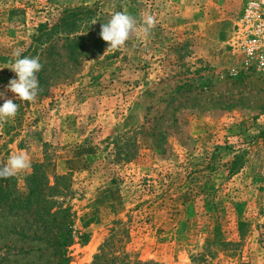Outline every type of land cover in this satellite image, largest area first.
I'll return each instance as SVG.
<instances>
[{
    "label": "rangeland",
    "instance_id": "1",
    "mask_svg": "<svg viewBox=\"0 0 264 264\" xmlns=\"http://www.w3.org/2000/svg\"><path fill=\"white\" fill-rule=\"evenodd\" d=\"M248 1L0 0V106L19 105L0 125V167L29 157L8 178L22 193L36 166L52 185L62 177L67 264H264V71L229 46ZM73 6L101 15L78 61L61 36L28 49ZM115 12L156 25L106 51ZM17 51L44 68L32 102L7 90ZM56 263L33 216L0 208V264Z\"/></svg>",
    "mask_w": 264,
    "mask_h": 264
},
{
    "label": "trees",
    "instance_id": "2",
    "mask_svg": "<svg viewBox=\"0 0 264 264\" xmlns=\"http://www.w3.org/2000/svg\"><path fill=\"white\" fill-rule=\"evenodd\" d=\"M99 14L89 6L64 7L53 20L38 26L28 49H33L35 53L39 48L52 49L53 40L61 36L69 52V59L76 62L83 55L92 37H98V32L93 30V22L101 19ZM35 168L36 170L26 177V193L19 191L11 179L0 178V208L10 214L33 216V221L38 227L49 235V246L56 264H67L65 253L73 240L70 228L71 214L69 207L55 199L56 195L61 194L62 187L58 181L62 177L55 178L52 185L38 172L40 166ZM103 258L104 254L97 255L93 264H104L99 263Z\"/></svg>",
    "mask_w": 264,
    "mask_h": 264
},
{
    "label": "clouds",
    "instance_id": "3",
    "mask_svg": "<svg viewBox=\"0 0 264 264\" xmlns=\"http://www.w3.org/2000/svg\"><path fill=\"white\" fill-rule=\"evenodd\" d=\"M96 22L94 21L93 24ZM156 19L152 15H148L143 26L138 29L137 22L133 16L126 12H115L111 18L101 24L100 37L107 42L109 50H119L137 31H142L145 35L154 28ZM18 78L11 79L7 86V90L16 95V98L22 101H35L40 91L37 73L41 71L42 64L39 57H20L19 51L14 53V59L8 65ZM4 93H0V97ZM19 109V105L14 103L12 99H5L0 106V125L6 123L9 119H14ZM31 166L29 157L23 153L12 154L7 163L0 167V178H9L18 173L29 169Z\"/></svg>",
    "mask_w": 264,
    "mask_h": 264
},
{
    "label": "built area",
    "instance_id": "4",
    "mask_svg": "<svg viewBox=\"0 0 264 264\" xmlns=\"http://www.w3.org/2000/svg\"><path fill=\"white\" fill-rule=\"evenodd\" d=\"M229 46L246 67L264 71V0H249L236 21Z\"/></svg>",
    "mask_w": 264,
    "mask_h": 264
}]
</instances>
